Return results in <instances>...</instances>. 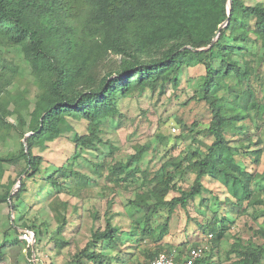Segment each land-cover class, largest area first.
Returning <instances> with one entry per match:
<instances>
[{
  "label": "trees",
  "instance_id": "16d2710c",
  "mask_svg": "<svg viewBox=\"0 0 264 264\" xmlns=\"http://www.w3.org/2000/svg\"><path fill=\"white\" fill-rule=\"evenodd\" d=\"M228 1L0 0V143L12 129L18 131L20 138L30 133L25 138L28 153L23 143L18 153L0 151V177L4 164L20 160L25 164L20 174L38 173L42 157L34 155L32 148L44 147L46 142L70 132L68 118L88 121V133L73 136L79 149L74 157L82 148L97 149L96 144L102 141L101 127L108 118L120 114V98L147 89L163 91L168 85L177 88L182 69L201 65L204 73L194 96L211 110L212 118L204 131L212 137L211 144L204 152L196 150L182 158L166 160L154 173L139 166L146 150V146H139L126 161L107 165L108 179L115 184L139 181L146 186L145 191L137 192L128 202L133 210L130 216L146 207V218L131 223L141 235L157 233L149 220L160 206H166L159 234L153 236L156 243L167 229L174 208H185L189 200L201 194L206 175L221 176L227 183L231 180L233 188L241 185L245 199H250L253 195L250 184L257 176L264 179V171L254 175L243 169L225 132L230 126L236 127L237 121L250 118L248 105L264 109V104L254 102L250 84L252 78L260 77L259 68L264 65V3L232 0L229 8ZM227 18L214 44L203 49L211 44ZM9 49L19 54L28 72L29 85L35 89L33 100L28 98L27 85L14 92L7 88L23 74L22 66L8 57ZM109 56L116 57V61L100 70V64ZM262 75L264 84V69ZM222 87L234 97L229 102L217 94ZM238 87L242 90L236 92ZM10 115L15 116L14 124L7 120ZM58 171L66 178L78 175L66 166H60ZM186 172L192 173L194 179L187 189L178 188L174 179H184ZM48 179L60 184L52 176ZM24 189V181L20 180L19 189L11 196L10 187L0 194V203L9 199L15 210L13 200ZM171 190L179 195L166 199ZM237 194L233 195L238 198ZM257 201L264 203V199ZM66 224L63 217L56 231L59 233ZM210 226L215 241L224 235L225 228L217 227L215 221ZM12 228L10 223L9 229ZM118 232L119 228L107 219L104 229L93 230L85 248L66 264H109L104 261V253L92 251L91 247L107 243L114 249L120 244ZM255 234L262 239L261 244L249 241L232 245L228 253H236L237 257L232 264H264V227L259 226ZM5 244L0 243V258ZM172 251L177 257L176 249L165 250ZM159 252L162 250L151 254L149 259ZM199 262L206 264V255Z\"/></svg>",
  "mask_w": 264,
  "mask_h": 264
},
{
  "label": "rangeland",
  "instance_id": "374dc122",
  "mask_svg": "<svg viewBox=\"0 0 264 264\" xmlns=\"http://www.w3.org/2000/svg\"><path fill=\"white\" fill-rule=\"evenodd\" d=\"M244 2L254 4L264 3V0ZM7 54L22 66L23 73L7 88L14 92L27 85L30 90L28 98L33 100L35 89L29 85L28 72L19 54L12 49ZM115 61L116 57L109 56L100 64V70L111 67ZM263 69L264 65L259 68L260 77L252 78L250 82L254 102H264ZM203 73V66L187 67L181 71L177 88L168 85L163 91L147 89L120 98V114L108 118L101 127L102 141L96 144L97 149L82 148L74 157V152L79 149H76L73 136L87 134L88 121L68 118L72 126L70 132L46 142L44 147L32 148L34 155L42 157L38 173L33 176L20 174L25 165L23 160L4 164L0 194L9 187L14 193L19 189L20 180L24 181L25 189L17 200H13L15 210L9 199L0 203V243H6L1 248L0 264H66L75 253L85 248L93 230L104 229L107 219L119 228L120 244L111 249L107 243H97L91 250L104 253V261L109 264H142L154 252L168 249H176V259L181 260L199 243L207 245L206 264H232L237 258L236 253H228L233 244L244 245L249 241L261 244L262 239L255 233L259 226L264 227V203L257 201L264 199V179L258 176L250 184L253 195L245 199L246 193L241 185L233 188L231 180L227 183L221 176L206 175L201 194L189 200L185 208L177 206L169 215L167 229L158 243L153 236L159 234L167 214L166 206H160L149 220L157 233L141 235L131 223L146 218V207L130 216L133 210L128 202L137 192L145 191L146 186L140 185L139 181L137 184H115L108 179L107 165L126 161L139 146H146L139 166L150 173L166 160L206 150L212 137L205 135L204 131L212 114L209 106L194 96ZM240 88H236V92L241 91ZM217 94L226 102L234 98L226 87L219 89ZM247 108L250 118L237 121L236 127L230 126L225 135L233 147L236 161L246 171L259 175L264 171V109L249 105ZM14 118L10 115L7 120L14 124ZM172 127L176 132L171 131ZM25 135L20 138L18 131L12 129L8 138L0 143L2 154L8 151L18 153L21 143L24 146ZM60 166H66L78 175L66 178L57 172ZM51 176L60 184L51 183L48 179ZM193 179L194 175L186 172L184 179L175 178L174 182L178 188L187 189ZM177 195V191L171 190L166 199ZM251 199L256 201L250 203ZM63 217L67 224L58 233L56 228ZM213 221L217 227L225 228L224 235L216 241L212 236L208 237L212 234L210 223ZM10 223L14 228L9 229ZM25 228L36 233V242L32 246H27L19 237Z\"/></svg>",
  "mask_w": 264,
  "mask_h": 264
},
{
  "label": "built area",
  "instance_id": "2783aa9c",
  "mask_svg": "<svg viewBox=\"0 0 264 264\" xmlns=\"http://www.w3.org/2000/svg\"><path fill=\"white\" fill-rule=\"evenodd\" d=\"M172 132H176V129L172 127ZM212 234H209L208 237H211ZM20 239L26 243L27 246H32L35 244V233L30 229H22L19 235ZM207 250V245L201 243L196 245L188 250L186 255L183 256V259L177 260L176 253L172 252H159L153 259H148L145 263L142 264H202L199 261L205 255Z\"/></svg>",
  "mask_w": 264,
  "mask_h": 264
},
{
  "label": "water",
  "instance_id": "95a60500",
  "mask_svg": "<svg viewBox=\"0 0 264 264\" xmlns=\"http://www.w3.org/2000/svg\"><path fill=\"white\" fill-rule=\"evenodd\" d=\"M231 4H232V0H229L228 1V6H229V8L231 7ZM227 21H228V18L218 27V29H217V32H216V36L213 38V40L211 41V44L208 46V47H206V48H203V49H208L209 47H211L213 44H214V42H215V40H216V38H217V36H218V34H219V32H220V30H221V28L222 27H224L225 25H226V23H227ZM192 50H194V51H197V50H199V49H196V48H191ZM30 135V133L29 134H27V135H25V138L26 137H28ZM24 148H25V151L28 153V147H27V145H26V143H25V139H24ZM11 194H13V192H10V196H11Z\"/></svg>",
  "mask_w": 264,
  "mask_h": 264
},
{
  "label": "crops",
  "instance_id": "0c3cea01",
  "mask_svg": "<svg viewBox=\"0 0 264 264\" xmlns=\"http://www.w3.org/2000/svg\"><path fill=\"white\" fill-rule=\"evenodd\" d=\"M200 66H201V65H197V67H200ZM257 103H258L259 105H263V104H264L263 101H262V102H258V101H257ZM217 177H218V176H217ZM231 185H232V184H231ZM199 244H201V243H199ZM199 244H198V245H199Z\"/></svg>",
  "mask_w": 264,
  "mask_h": 264
}]
</instances>
